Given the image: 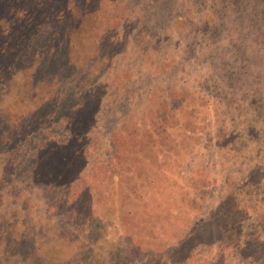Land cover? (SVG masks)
Here are the masks:
<instances>
[{
	"label": "rangeland",
	"instance_id": "374dc122",
	"mask_svg": "<svg viewBox=\"0 0 264 264\" xmlns=\"http://www.w3.org/2000/svg\"><path fill=\"white\" fill-rule=\"evenodd\" d=\"M2 1L0 264H264V0Z\"/></svg>",
	"mask_w": 264,
	"mask_h": 264
},
{
	"label": "trees",
	"instance_id": "16d2710c",
	"mask_svg": "<svg viewBox=\"0 0 264 264\" xmlns=\"http://www.w3.org/2000/svg\"><path fill=\"white\" fill-rule=\"evenodd\" d=\"M22 1H25V0H3L2 3H1L2 4L1 7H2L3 10L10 11L12 13L11 16H16L18 12H14L11 9H13V6L16 5V3H20ZM40 1H43V0H32V4H34L35 8L44 6L47 9V7L49 8L48 4H50L51 5V9H52V8H54V5H56V1H58V0H45L46 3H42ZM222 1L224 3H227V0H222ZM231 1L234 2V3L237 2V0H231ZM186 2L187 3H185V4H188L189 6L195 8V6H197V5L199 6V4H200V2H202V0H186ZM263 8H264V5H263ZM51 15L52 14H48L47 13L46 17L47 18L48 17L51 18ZM188 16H182V17L180 16V17L181 18H185V20H188V18H189ZM2 17H3V15L0 16V23L1 24H2V22L5 19V18H2ZM263 21H264V19H263ZM200 22H201L200 30L201 31L207 30V32H205V33L206 34L209 33L208 30H209L210 25H208V22H206L205 20H201ZM14 25H15V23H14ZM7 30H8V32L10 31V29H8V27H7ZM8 32L7 33L0 32V33L4 34V36H6V34H8ZM19 33H20V31L17 32V34H19ZM210 33H211V31H210ZM22 36H20L19 38L16 39L20 43V45L22 44V41H23ZM5 38L7 39V41L8 40L10 41V38H12V37H7L6 36ZM12 40L15 41V39H12ZM7 41H5V44H2V47L4 49L8 48V45H6ZM20 47H22V46H20ZM56 107H58V106H56ZM57 109L58 108H55V109L51 110V113L55 114L56 111H58ZM53 111H55V112H53ZM186 131L189 132V130H186ZM252 139H253L252 137H247V140L249 141L250 144H252V142H251ZM61 146H63V144H60V143H59V145L56 144V147H58V148L61 147ZM239 218H240V212H238V208L232 207L231 209H228L227 212H225L224 214L221 215V218H220V220H218V224L216 226H214L215 227L214 229H216V231H218L219 226H220L222 228L220 230V232L223 231L222 233L224 234L226 239H229V240L230 239L231 240L237 239L236 238L237 237V233L238 232L239 233L242 232V230H240V226H239V223H240L239 222L240 221ZM247 246H249V244L247 245V243H246L245 247H247ZM249 258L253 259V260L255 259L252 256H249Z\"/></svg>",
	"mask_w": 264,
	"mask_h": 264
}]
</instances>
